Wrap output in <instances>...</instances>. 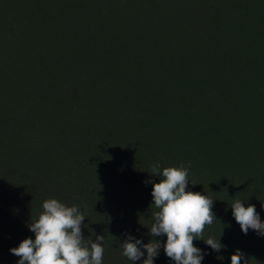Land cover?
<instances>
[{
    "label": "rangeland",
    "instance_id": "374dc122",
    "mask_svg": "<svg viewBox=\"0 0 264 264\" xmlns=\"http://www.w3.org/2000/svg\"><path fill=\"white\" fill-rule=\"evenodd\" d=\"M155 163H190L186 191L214 200L203 236L224 247L194 240L201 264L237 249L264 264V236L230 207L255 205L264 222V0H0V264H17L10 249L35 239L50 198L91 215L82 233L104 236L103 264H142L117 251L126 223L148 233ZM158 251L154 264H175Z\"/></svg>",
    "mask_w": 264,
    "mask_h": 264
},
{
    "label": "clouds",
    "instance_id": "9594fccd",
    "mask_svg": "<svg viewBox=\"0 0 264 264\" xmlns=\"http://www.w3.org/2000/svg\"><path fill=\"white\" fill-rule=\"evenodd\" d=\"M183 163L180 167H164L159 163L151 166V174L160 177L158 183H152V205L157 209L151 216L149 235L166 237L163 244L159 240L144 243L131 235L121 243L122 255L131 262L154 264V258L163 250L175 264H201L205 253L194 246V240H203L210 248L219 252L224 245L220 239L203 233L213 224L215 217L213 199L200 192L186 191L189 179L188 169ZM232 215L246 235L249 229L264 236V222L261 221L255 205L245 207L240 200L231 205ZM43 211L28 225L35 239L26 238L10 252L20 257L17 264H103L104 236L97 235L95 240L85 238L82 233L84 214L78 206H66L57 199H46L42 203ZM143 249V250H142ZM231 264H248L246 255L237 249L230 257Z\"/></svg>",
    "mask_w": 264,
    "mask_h": 264
},
{
    "label": "trees",
    "instance_id": "16d2710c",
    "mask_svg": "<svg viewBox=\"0 0 264 264\" xmlns=\"http://www.w3.org/2000/svg\"><path fill=\"white\" fill-rule=\"evenodd\" d=\"M229 6H232L231 4H229ZM235 10H234V9ZM237 10H239L238 8H237ZM236 10V7H228V12L227 13H233V12H236L237 11ZM232 15V14H231ZM218 22V21H217ZM216 22V23H217ZM215 23V24H216ZM75 41H77V40H74L72 37H67V38H65V40L63 41V44H64V47H66V49L67 48H72L73 50H74V53L75 52H79V50H78V48L80 47L79 46V44H76L75 43ZM46 54H48V55H52V52H46ZM209 54H210V52H209ZM249 57H251L250 58V62L252 63V64H254V63H256V65H257V60H258V55H256V56H252V55H248ZM212 57V56H211ZM211 57H210V59L209 60H211ZM60 58V57H59ZM112 60H115L114 59V56L111 58ZM212 61V60H211ZM247 61V60H246ZM213 63L215 62V61H212ZM54 68H56L57 69V64H55L54 65ZM226 72H228V76H229V74H237V73H241V69L239 68V67H230L229 69H226ZM229 89V87H227V90ZM231 104V102H230V100L228 101V104H227V106L225 107L226 108V111H228L230 108H232V107H229V105ZM214 107V106H213ZM215 107L216 108H218L219 106L217 105V104H215ZM215 108V109H216ZM201 111L200 110H196L195 111V113L197 114V116H200L201 115V113H200ZM232 114V113H231ZM251 164L252 165H258V162H259V158L258 157H254L251 161ZM257 168V167H256ZM15 171V170H14ZM20 172H15V174L13 175L14 177H15V180L16 181H18L17 183H22L24 180L22 179V177H21V175L19 174ZM60 201V200H59ZM44 202V201H43ZM86 218H85V220H84V223L86 222V221H88V220H90L91 219V215H89V214H85L84 215ZM120 219V218H119ZM138 219V218H137ZM113 220H114V222H117L118 221V217H116V216H114L113 217ZM124 220V219H123ZM98 221H101V220H95V222H93V223H95V224H101L102 226L103 225H107L108 224V219L107 220H102V222H98ZM126 221V220H125ZM134 220H132V219H130V220H128L127 222H129V223H131V222H133ZM141 221H143L142 219H138V220H135V222H136V224L137 223H140ZM86 225H89V222L88 223H85ZM3 227L2 226H0V233H1V231L3 230L2 229ZM84 228H85V226H84ZM125 229V235H123L122 237H125V238H127V235H129V233H130V235H131V229H130V227L127 225V223H126V227L124 228ZM134 235H133V237L135 238V239H140V237H142V241H145V242H149L150 240H153V239H155V240H159L160 238L159 237H153V236H150L149 235V230H148V233L146 234V235H141L140 233L139 234H135V233H133ZM108 237V236H107ZM118 249H120V250H118ZM118 249H116V250H118L117 251V253H120V252H122V249L121 248H118ZM143 250V249H142ZM119 255V254H118ZM122 256V255H121ZM144 257H146V253H145V256ZM144 257H142V258H144ZM117 260V264H126V263H124L123 262V260H122V258H116ZM119 259L121 260V261H119Z\"/></svg>",
    "mask_w": 264,
    "mask_h": 264
}]
</instances>
